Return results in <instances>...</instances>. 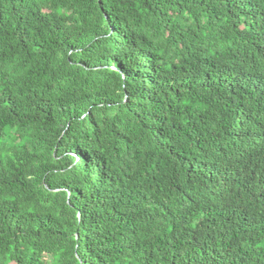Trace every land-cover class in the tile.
Here are the masks:
<instances>
[{
    "label": "trees",
    "instance_id": "1",
    "mask_svg": "<svg viewBox=\"0 0 264 264\" xmlns=\"http://www.w3.org/2000/svg\"><path fill=\"white\" fill-rule=\"evenodd\" d=\"M0 264H264V0H0Z\"/></svg>",
    "mask_w": 264,
    "mask_h": 264
}]
</instances>
